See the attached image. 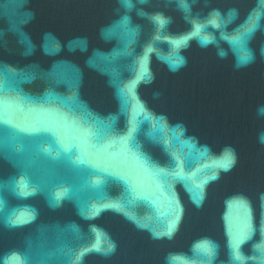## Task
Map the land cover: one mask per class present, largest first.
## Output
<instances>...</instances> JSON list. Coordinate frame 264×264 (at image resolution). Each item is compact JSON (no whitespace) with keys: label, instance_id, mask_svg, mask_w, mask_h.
<instances>
[{"label":"water","instance_id":"water-1","mask_svg":"<svg viewBox=\"0 0 264 264\" xmlns=\"http://www.w3.org/2000/svg\"><path fill=\"white\" fill-rule=\"evenodd\" d=\"M0 84V264H264V0H0Z\"/></svg>","mask_w":264,"mask_h":264},{"label":"snow or ice","instance_id":"snow-or-ice-1","mask_svg":"<svg viewBox=\"0 0 264 264\" xmlns=\"http://www.w3.org/2000/svg\"><path fill=\"white\" fill-rule=\"evenodd\" d=\"M125 3H127V0H125ZM161 22H162V21H161ZM2 90H3V85L0 84V91H2ZM230 164H231V157L228 156V157H225V158H224L223 162L220 163L219 166H220V167H223V168H227V167L230 166ZM21 222H26V221H21ZM173 227H174V225L169 226V234L171 233ZM96 250L99 251L100 249L97 247ZM108 251H111V245H109Z\"/></svg>","mask_w":264,"mask_h":264}]
</instances>
